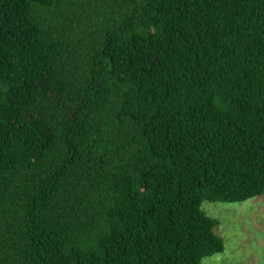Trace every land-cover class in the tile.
Masks as SVG:
<instances>
[{
    "label": "trees",
    "instance_id": "1",
    "mask_svg": "<svg viewBox=\"0 0 264 264\" xmlns=\"http://www.w3.org/2000/svg\"><path fill=\"white\" fill-rule=\"evenodd\" d=\"M261 194L264 0H0V264H201Z\"/></svg>",
    "mask_w": 264,
    "mask_h": 264
},
{
    "label": "rangeland",
    "instance_id": "2",
    "mask_svg": "<svg viewBox=\"0 0 264 264\" xmlns=\"http://www.w3.org/2000/svg\"><path fill=\"white\" fill-rule=\"evenodd\" d=\"M201 207L219 221L214 230L225 244L201 264H264V194L237 202L204 200Z\"/></svg>",
    "mask_w": 264,
    "mask_h": 264
}]
</instances>
